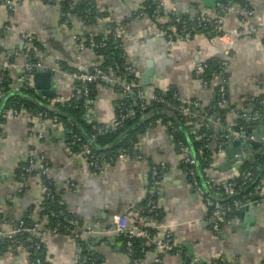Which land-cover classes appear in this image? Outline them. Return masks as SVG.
Returning <instances> with one entry per match:
<instances>
[{
    "label": "crops",
    "instance_id": "0c3cea01",
    "mask_svg": "<svg viewBox=\"0 0 264 264\" xmlns=\"http://www.w3.org/2000/svg\"><path fill=\"white\" fill-rule=\"evenodd\" d=\"M91 1L100 9V16L83 27L75 19L64 23L58 6L41 0H19L13 9L0 4V61L13 56V60L21 64L29 56L35 58L21 34L32 36L33 45L41 49L45 67L36 72L51 73L48 77L50 88L45 90H52L53 94L46 95L36 87L48 80L43 78L34 82L36 72L32 74V86L38 95L46 98L66 97L72 93L74 82L58 68L87 70L95 60V55L88 49H75L73 36L83 39L90 31L109 33L112 21L118 26L126 59L135 65L139 83L146 94L175 90L181 100L198 103L193 111L199 115L214 104L216 87L225 75L223 125L238 123L242 112L250 113L259 107L264 98V0H243L252 11L249 22L255 31L245 33L233 42L228 37L214 39L208 27H204L188 41L175 36L171 43L157 23L134 18L133 0ZM158 1L166 10L174 9L176 14L190 17L192 21L198 17L213 20L218 17V10L223 9L219 16L222 31L237 28L242 17L239 0H210L211 6L204 0ZM220 58L227 62L224 72L204 85L203 72L198 67ZM19 71L20 67L10 70V75L15 77ZM94 92V113L102 123L112 121L117 114L118 98L113 88L96 84ZM163 109L167 111L159 109V113L175 116L170 110ZM252 124L247 132L256 140H239L238 145L232 146H228L229 136L223 129L210 124L209 128L220 130L219 134L211 135L210 147L215 162L208 175L214 181L213 185L223 184L236 176L238 168L247 159L264 155V126L253 129ZM0 129V212L14 220L23 216L29 206L34 205L33 214L40 209L38 203L42 192L37 176L28 177L24 186L14 175L17 166L30 155H45L49 176L68 210L82 224L96 223L102 228L112 224L114 215L129 214L147 197L150 173L156 168L163 174L157 189L161 223L170 230L175 246L173 251L160 255L163 264H191L193 258L208 263L219 254L234 264H262L264 261V162L252 181L250 202L240 205L236 215L223 218L220 229L214 231L209 218L210 208L182 170L177 144L161 119L137 137L135 143L142 160L118 158L100 173L75 155L68 136L58 124L46 121L44 125H38L25 117L7 118ZM193 129L192 133L195 132ZM39 130L42 137L37 135ZM251 141L257 142L258 146L252 148ZM227 148L228 153H232V163ZM237 163L240 165L235 168ZM248 204L252 207L243 210ZM33 217L39 221L47 220L38 213ZM95 240V257L100 264H130L117 234L101 235ZM77 249V241L67 235L50 234L45 239L50 264H79ZM156 257V252L149 250L143 255L142 264H159ZM27 262L28 253L23 247L8 249L0 255V264Z\"/></svg>",
    "mask_w": 264,
    "mask_h": 264
},
{
    "label": "built area",
    "instance_id": "2783aa9c",
    "mask_svg": "<svg viewBox=\"0 0 264 264\" xmlns=\"http://www.w3.org/2000/svg\"><path fill=\"white\" fill-rule=\"evenodd\" d=\"M19 0H0V4L6 5L8 8H15L16 3ZM45 4L56 5L59 8L60 15L64 23L75 19L77 23L83 27L86 26V21L93 23L96 16L99 15L100 9L94 5L91 0L88 3L91 4V8L85 9L86 17H79L75 14L74 8L80 0H41ZM239 5L242 12V17L240 19V24L237 28L232 30H220L221 19L220 14L223 9L218 10V17L213 20L198 17L196 20L190 24V22L176 14L175 10H166L161 1L153 0L152 4L148 3L147 0H133V16L134 18H144L152 20L158 24V27L162 29L167 37L169 43H171L175 36H179L184 40L188 41L191 39L195 32H198L204 27H208V31L214 39H222L228 37L231 42L235 39L244 35L248 32H254L255 28L249 22V16L252 11L249 9L248 5L243 1L239 0ZM93 10V14L89 17ZM100 16V15H99ZM168 20H167V19ZM109 33H100L98 31H90L86 37L80 39L77 36H73L74 47L77 50L88 49L95 55V60L91 63V66L87 70L81 68H68L61 66L58 68L60 73L66 78L72 80L73 91L70 95L66 97L53 96L52 98H46L45 96L38 95V97H45L48 103L52 106L55 104H67L72 98L75 100L82 101L84 113L83 118L86 123L91 125L92 132L90 134V139L87 142L78 144L74 149L76 141L80 140V137L72 133L69 138L70 144L73 148L75 155L86 161L89 167L95 169L97 172H103L105 166L109 162H113L115 159H127L132 158L134 160H142V155L138 150V146L135 144L130 148H121L115 154H105L96 153L92 149L91 144L95 142L96 137L101 132L113 131L121 126L124 122L130 118L134 117L136 110L144 112L148 105L163 104L164 107L174 114H179L181 117L193 118L196 114L193 108L198 105L197 102H185L181 100L178 93L175 90L154 92L152 94H146L142 86L139 83L138 71L135 65L126 59L124 54L122 41L119 35L118 26L112 21L109 23ZM21 36L25 40V44L30 48L31 52L34 53L35 58L29 57L23 63L17 64L13 60V56L5 58L0 61V83L2 78L6 75L10 76L9 87L13 91H17L20 88H34L32 86V74L40 69H44L43 65V54L41 49L33 45V37L22 33ZM120 50L122 53L120 56L114 52L108 53L107 49ZM228 51L226 50V53ZM42 57V58H40ZM104 59L107 60V65H102ZM218 65L221 72L227 65L225 59H218ZM20 67L19 74L15 77L10 75V70H14ZM207 67V63H203L198 67L199 70L204 72ZM222 81L218 85L216 94L218 99L215 106H223L226 102V89H225V75H222ZM210 80H203L204 85L210 84ZM96 84H102L110 86L113 88L117 95L116 107L117 114L116 117L109 122H100L99 118L96 116L93 110L94 97L90 96L91 86ZM3 98V92L0 89V100ZM131 100V103H128ZM130 104V105H127ZM137 106L134 110L132 106ZM1 116L4 118H21L25 117L30 122L37 123L38 125H44L46 121L53 122L59 125V128L64 134L67 135L64 124L56 117H52L47 112H34L33 110L27 108L25 105L18 104L13 105L8 108H3L1 110ZM202 117V122L204 126H210V124H216L223 129L224 134L227 136H232L234 139L241 141L244 140H256L253 134L247 132L250 123L264 121V98L260 101L259 107L253 112H242L240 114L241 122L229 125H223L221 114L218 111L213 110ZM154 121L150 122L149 126H153ZM171 121H167L165 126L173 127ZM195 139H200L207 137L206 131L203 132H193ZM39 137L43 136L41 130L37 132ZM68 136V135H67ZM1 140V134H0ZM177 147L182 160L185 165L186 174H188L190 182L193 188L203 197L205 204L210 208V223L211 228L214 231L220 229V225L223 221V215L226 211V206L223 205L219 197L221 196H231L234 194L237 181L236 176L229 179L222 184V193L218 191L212 195H207L204 186L200 184L197 178V170L195 168L196 159L192 153L189 145L182 141H178ZM221 147V145H219ZM39 166L40 178L37 177V181L41 186L42 194L45 196L50 195V188L44 182V176L48 174L49 162L44 154L30 155L23 165H20V175L23 179L33 176L32 172ZM262 170V165L260 163L248 167L240 174L238 177L241 180V184L245 185L252 181L255 173ZM43 176V178H42ZM163 174L156 168L152 169L150 173V184L148 187V195L144 203H139L134 208H132L129 214L114 215L113 222L111 225L106 227H99L96 223H85L79 225L73 218L68 219V223L61 227L59 222L52 228L48 227L47 220H35L33 224L29 225L24 222L13 223L10 225L0 224V237H6L11 241L10 250H15L17 247H23L27 251L28 248H33L35 250L41 249L43 244H45V239L50 234H62L71 237L77 241L78 244V263L79 264H100L95 257V247L96 238L101 235H109L111 233L117 234L125 239L124 247L122 248L130 258V264H142V258L133 257V243L136 239L141 240L139 245V251L143 255L149 250L156 252V262L163 264L160 260V255L173 251L175 249L174 241L170 230L167 226L161 223L162 211L158 201V184L162 182ZM211 180H209V183ZM41 196V199L44 198ZM251 195V193L249 194ZM244 196L241 201H236L237 210L243 203L250 202V197ZM41 200L39 201L40 204ZM52 216H57L58 218L66 219V215L59 211L56 214L51 211ZM30 216V214H29ZM59 232V230H61ZM27 234L28 241L30 242L27 246H24L19 242L18 235ZM35 264H49L50 257L45 254L43 262L40 258L35 259ZM29 264V262H27ZM191 264H234L232 261L228 260L223 255H217L208 263H201L196 258L191 259Z\"/></svg>",
    "mask_w": 264,
    "mask_h": 264
},
{
    "label": "trees",
    "instance_id": "16d2710c",
    "mask_svg": "<svg viewBox=\"0 0 264 264\" xmlns=\"http://www.w3.org/2000/svg\"><path fill=\"white\" fill-rule=\"evenodd\" d=\"M147 1L148 3L151 4L153 2V0H147ZM88 7L91 8V4L88 3V0H80L78 1V4L74 8V12L79 17H86L87 15L85 14L84 10L88 9ZM91 12L92 13L89 14V17L94 13L93 10ZM186 19L190 22V24H192L193 21L190 19V17H186ZM88 24L89 22L86 21V25ZM107 52L108 53L114 52L115 54L120 56L122 53V49L111 50L110 48H108ZM206 63H207V67L202 74V80H206V79L210 81L214 80L213 78L217 74L221 73V70L218 65V60L215 59L213 61L211 60ZM107 64H108L107 60L104 59L102 65H107ZM10 80H11L10 76L5 75L0 83V89L3 92V98L0 100V105L2 102L4 103L2 109L22 103L23 105L33 110L34 112H47L52 117L58 118L64 124L68 137H70L72 133H75L80 137V140L76 141V144L73 145L75 150L78 149L76 148L78 144L80 145L84 142H87L90 139L92 128L91 125L86 123L85 119L83 118L84 108L82 101L75 100L74 98H72L69 102H67V104L64 105L55 104L54 106H52L45 101L46 99L45 97H41V98L38 97L34 88H20L17 91L11 90L9 87ZM91 87L92 88H91L90 96L93 98L95 93L94 92L95 85H92ZM217 99L218 96L216 94V100L214 104L206 107L204 111H201L202 112L201 114L200 113L199 115L197 114L195 117L191 118V120L190 118L187 117H181L179 114L177 115L176 113L174 114L175 116H173L172 114L168 116L166 114L159 113V109L162 111H167L163 109L164 107L163 104L148 105L147 109L144 112L136 110L134 113V117L125 121L123 126H121L120 128L113 131L99 133L96 137L95 142L91 144L92 149L96 153H105L107 155L108 154L113 155L121 148L131 149L132 145L135 144V142L137 141L138 135L143 133L145 129H147V127L150 125V122L152 121L156 122L157 119H161L163 123H166L169 120L174 125L173 127H168L167 129L174 138L175 143H177L178 141H182L185 144L189 145L192 152H194L196 159L195 168L197 170V178L200 184L204 186V188L206 189L207 191L206 194L213 196V194L217 191L219 193H222L223 192L222 183L217 182L216 185H213L214 181L212 180L209 183L210 179L208 175V170L210 169L211 164H214L213 161L215 162V158H213L214 151L210 147L211 135L215 133L219 134L220 130L217 129L216 127L209 128V126H204L200 118L201 116L210 113L213 110L220 112L221 119L222 116L224 117L225 107L215 106ZM131 102L132 101L129 100L128 103ZM132 108L135 110L137 106L133 105ZM5 120L6 118L5 117L3 118L0 112V127ZM190 122H193L194 124L193 123L191 124ZM237 122H241V120L239 119ZM192 129L195 130V132L206 131L207 137L195 139L194 133L191 132ZM263 162H264V155L258 154L250 159H247L238 168L235 178V180L237 181V185L235 187L234 194L231 196L225 195L219 197L220 202L226 206V211L223 215V218H229L232 217L233 215H236L237 210L235 209L236 207L235 202L241 201L244 198V196H248L251 193L252 184H253L252 181L254 180L256 174L258 173V172L255 173L251 182L242 185L241 180L238 177L240 172L258 163L262 165ZM24 163L25 162H22L20 163V165H23ZM20 165L17 166V168L15 169L14 175L16 177V180L25 186V182L28 178L25 180L21 177ZM181 168L186 173V168L185 165L182 163V160H181ZM39 171L40 170L38 166V168L33 170L32 175L40 178L41 176L39 174ZM186 175L188 176V174ZM44 182L50 188L51 192L49 196H45L44 194L41 193V196L44 195V198L40 199L41 200L40 204L38 203L40 209L39 211H37V213L39 216L45 217L47 219L48 227L52 228L58 222L59 225L63 227L66 224H69L68 219L71 217L73 218V220H76L79 225H81L82 224L81 221H79L77 217L71 211L68 210L67 205L65 204L61 194L56 190L54 181L49 176V172L46 176H44ZM251 196L252 195H249V197ZM145 201L146 198L141 203H144ZM33 210H34V205L29 206L26 209L23 216H21L18 220H14L13 217H8L4 213L0 212V224L6 222L8 224L24 222L26 224L31 225L36 220V218H34L33 216L36 217L37 215V213L33 214L34 212ZM51 211H54L56 214H58L59 211H62L66 215V219L58 218L57 216H52L50 214ZM62 229L63 228H61L59 232H61ZM18 239L19 242H21L24 246H27L30 243L28 241L27 234L25 233L18 235ZM118 239L121 242L122 247H124L125 239L122 238L121 236ZM140 243L141 240L139 239H136L134 241L133 243L134 245L132 248L133 257H140V258L143 257V253L139 251ZM9 247H11L10 239L6 237H0V255L6 252L9 249ZM27 253H28L29 264H35L34 261L36 258H40V260H42L43 262L44 255L47 254L45 250V244H43V247H41V249L39 250L28 248ZM262 264H264V261L262 262Z\"/></svg>",
    "mask_w": 264,
    "mask_h": 264
},
{
    "label": "water",
    "instance_id": "95a60500",
    "mask_svg": "<svg viewBox=\"0 0 264 264\" xmlns=\"http://www.w3.org/2000/svg\"><path fill=\"white\" fill-rule=\"evenodd\" d=\"M218 1H222V0H218ZM204 2L205 3H207L209 6H211V1L210 0H204ZM51 76V73H49V72H36L35 74H34V76H33V81L34 82H37L38 80H42L43 78H47L48 80H46V83L44 84V85H38V84H36L37 86V88H39L41 91H42V93H44V94H46V95H51L52 96V94H53V91L52 90H45V89H47L48 87L50 88V78H48V77H50ZM145 77V76H144ZM3 102L1 103V105H0V112H1V109H2V107H3ZM261 124V125H260ZM260 126H264V123L262 122V121H258L257 123H253L252 124V128L253 129H255V128H258V127H260ZM229 141H228V146H232V145H238L239 144V142H241V141H239V140H236V139H233V137L232 136H229V139H228ZM250 144H251V146H252V148H255L256 146H258V143L257 142H254V141H251L250 142ZM245 147L246 148H248V145H245ZM227 150V156H228V158H229V162L230 163H232V162H234L232 159H231V157H232V153L230 154V153H228V150H229V148H227L226 149ZM193 153V155H194V152H192ZM194 157H195V155H194ZM239 165L240 164H235V168H238L239 167ZM264 167V166H263ZM252 207V205H245L242 209L243 210H249L250 208Z\"/></svg>",
    "mask_w": 264,
    "mask_h": 264
}]
</instances>
